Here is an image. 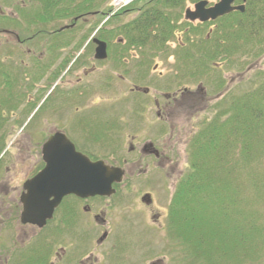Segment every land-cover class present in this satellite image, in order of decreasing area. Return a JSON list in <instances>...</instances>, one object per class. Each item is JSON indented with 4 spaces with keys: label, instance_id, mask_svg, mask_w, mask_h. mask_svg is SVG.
Returning <instances> with one entry per match:
<instances>
[{
    "label": "flooded vegetation",
    "instance_id": "af4514ba",
    "mask_svg": "<svg viewBox=\"0 0 264 264\" xmlns=\"http://www.w3.org/2000/svg\"><path fill=\"white\" fill-rule=\"evenodd\" d=\"M28 14L30 13L28 12ZM87 15L90 17L91 14ZM8 16L15 18L11 14ZM4 17V13L0 10V34L12 38L16 47L10 53H6L7 57L0 56V108L6 107L5 103L8 107L17 108L14 121L23 118L21 124L23 130H26L28 117L31 115V111L27 110L30 108V101L26 100L27 91L33 90L38 81H41L42 85L44 82V85H40L38 90H35L34 99L39 92H43L42 90H46L45 88L48 86H50L47 89L49 91L60 87L59 96H64L66 99L61 98L62 101L68 104L78 103L81 105L82 97L90 92L89 81L93 76H96L95 72L100 70L99 67L105 66L106 62L112 58L115 60L114 65L123 68L122 74L116 76L121 81L128 82L130 94L126 96L135 95L129 97L137 103L136 110L130 112L132 118L136 119V123L138 121L142 123L144 118L146 119L150 115L154 116L155 120L152 122L153 126L147 131L134 128L133 132L126 134L122 141L111 149L109 146L99 144V138L94 139L91 136L92 127L90 123H85L79 128L76 127V124L85 119L86 116L89 115L95 119L100 117L101 113L97 116L90 108L83 110L84 108L79 109L80 107H75L74 104L72 111L49 112L42 117L32 127L45 130L41 134L40 141L31 143L28 134H26L30 143L26 158H21L19 154L12 152L6 156L2 155L0 158L2 162L0 172L3 170V174L0 173V188H5V194L1 195L0 193V214L9 213L5 220L2 217L1 220L8 221L10 219L11 224H15L10 233L5 232V228H0V264H71L73 257L76 264H100L101 261L96 259L98 249L105 244H108L109 249L112 246L117 247L122 244L119 245L121 251L123 250V243L125 246H131L128 240L131 235L137 234L141 225L134 224L133 227L132 224L130 226L125 224V227H119L118 233L112 234L110 230L103 229L107 224L105 209L101 211V206H95L97 204L94 205V203L104 202L109 197L115 196H119L120 199L130 194L129 192L136 193L133 201L137 208L141 207L142 216L148 217L149 220L151 218L152 221L149 222V226L157 225L168 230L169 224H171L169 210L171 201L168 202L166 208L161 202L165 198L167 189H171V177L173 176L171 173L177 167L174 150L173 147L171 148V104L177 98H183V94H173L172 96L171 92L160 94L159 90H155L153 87L150 89L147 84L153 82L152 75L157 69L155 62L159 60V53H166V59H170L171 49H164V51L159 52L158 48H151L149 53L143 55L140 51L145 50L144 47L112 46L111 31L106 30L104 35L99 37L96 36L97 32H89V29L80 32L78 27L81 16L79 15L73 16L72 22L69 24L60 25V23L68 20V17H71V15L64 13L61 17L60 15L57 18L53 17L52 21L44 25L46 26L44 30L31 32L30 29L25 28L22 32L17 33L7 29L5 23L7 18ZM42 17L46 19L44 12ZM13 21L9 19L7 23L11 24ZM83 22L85 25L88 24L86 20ZM94 39L102 41L106 45V57L103 60L95 59L96 45L93 43ZM120 42L118 40V43ZM97 66L99 67L97 68ZM28 77L34 83L26 82ZM108 77L112 78L111 75ZM159 78H161L160 73L157 74L155 81L157 82ZM128 79L136 81L138 84H131ZM65 85L67 86L66 89H64ZM21 98L23 100L22 106H20ZM4 113V111L0 112V119L4 120ZM103 117L105 119L103 118L102 121L107 124L108 130L111 126L112 117L109 118L105 115ZM106 118H109L108 121ZM118 122L115 124H119ZM55 135H61V139L54 147L55 151L58 149L59 155H62L60 149L64 148V145L69 148L68 142L76 153L89 162H101L104 166L121 169L122 179L120 183L112 185L114 193L108 197L81 198L67 195L61 199L54 208L51 218L46 220L43 225L22 223L23 205L21 198L27 193L24 186L47 166L48 160L44 153L45 145ZM103 135L107 138L109 136L107 131ZM74 136L77 137L78 144ZM116 149H119L121 153L112 154ZM31 158L34 160L32 164ZM28 159H30L31 166L24 173L20 186H11L17 182L25 164H29ZM19 166L21 168H18ZM138 187L139 190L136 191ZM137 195L138 199L136 198ZM81 213L84 216L87 215L89 226L96 225L91 229L84 228V233L79 232L80 224L77 223V215ZM93 230L94 233H92ZM64 235L74 237L73 245L69 249H65L63 246ZM92 235L97 237L93 240ZM122 235L125 236L123 243L119 238ZM127 249L129 250V247ZM129 256L122 253L115 264H129L130 261L127 260L131 259ZM65 257L72 258L66 259ZM50 259H53L54 262ZM142 260L140 256H134V260L131 262L135 264L136 261L141 262ZM149 264H166V262L155 260Z\"/></svg>",
    "mask_w": 264,
    "mask_h": 264
},
{
    "label": "rangeland",
    "instance_id": "374dc122",
    "mask_svg": "<svg viewBox=\"0 0 264 264\" xmlns=\"http://www.w3.org/2000/svg\"><path fill=\"white\" fill-rule=\"evenodd\" d=\"M113 2L114 0H96L92 2L89 7L81 9L79 5L82 3V0H70L63 3L62 6L56 8L53 15H51V13L50 15H47L46 19L40 16L39 7L30 3L20 6L21 3L17 1L0 0V10L4 13V18H7L5 22L7 29L13 30V32L16 33L22 32L25 28L30 29L31 32H36L41 29L44 30L46 28L44 25L52 21L53 17L57 18L59 15L61 17L64 13L71 15V17H68V20L60 23V25L63 23L69 24L72 22L71 20L73 16H80V13L84 12L83 15L87 13L93 16L90 15L89 17L87 14L84 15V20H86L88 24L85 25V22H83L84 26H81L80 24L78 27L80 32H85L89 29L90 31L93 30L94 33L101 26L102 30L112 32V46H117L118 44L119 46H127L124 35L119 31L120 27L138 17L147 9V4L154 1L130 0L128 3L118 7L114 6ZM216 2L217 0L210 1L209 6H212ZM239 4H241V0H236L235 5ZM193 6L194 4L187 3L182 9L171 11L172 16H177L174 34L171 37L166 38L165 43L162 46H154L151 42H148L145 46H143L145 50L140 51L143 55H145L150 52L149 50L152 47L161 48L158 49L159 52L164 51V49H171L170 59H166V53H159V60L155 62L157 64V69L152 75V83L154 84L150 83L147 84V86L150 89L153 87L155 90H159L158 92L160 94L163 92H171V96L173 94H183V98H177L175 102L171 104V148L173 147L174 150L177 167L175 168V171L171 173L173 175L171 177V189H167L163 202L160 201L163 205H165V208L168 205V202L171 201L175 184L187 169V146L189 141L200 129L202 124H206V122L212 118L214 112L217 108H219V101L228 91H232L234 95H237L238 91L242 87L240 85L242 82L249 80L254 71L264 69L263 31L254 34L252 38L254 41L245 43L243 41L236 40L237 49L231 51V53L226 57H217L214 61L208 63V66L211 69L209 67L207 70L199 68L195 69L196 72L193 73L192 71H195L193 68L194 65L190 60L186 62L185 60H181L178 57L181 56L180 51H188L189 54L192 55L191 59H193L195 53L198 51L191 45V43L197 42L200 38L207 36V34L217 29V25L215 23L211 25L204 24L205 26L202 27L203 32L201 35L195 36L193 33L191 35V27H196L199 24H190L186 22L184 19V11L186 9L193 10ZM28 12L30 14H28ZM56 12L58 13L56 14ZM110 12L112 13V16L104 22L105 18L103 15L109 14ZM9 14L15 18H10L8 16ZM28 16L31 17V19H29ZM9 19L14 21L9 24L7 23ZM186 32H188V34ZM186 35H189V41L187 40ZM96 36L98 37V35ZM118 40L121 42L118 43ZM15 47L16 44H14V40L12 38L10 39L5 35L0 34V56L7 57L6 53H10ZM6 60L8 61V58H6ZM114 61L115 60L112 58L106 62L105 66H97L100 70L95 72L96 76H93L92 79L90 78L91 80L88 84L90 92H87L88 94L82 97V103H80L81 105L78 103L68 104L67 102L62 101L61 98L64 99L65 97L59 96V92H61L60 87H56L55 90L49 91L47 89L50 86H48L45 88L46 90L43 89V92H39L37 97L34 99V95L36 94L35 90H38L40 85H44V82L42 85V82L38 81L35 84L33 89L34 91H27L26 100L30 101V103L28 102L30 108L27 110L31 111V115L28 117L29 120L27 121L25 127L26 130H23V126H21L24 120L23 118H19L14 121V116L16 115L18 109L8 107L7 103H5L6 107L0 108V112H5L4 120L0 119V158H2V155L6 156L10 152L13 154H19L21 158H26L28 156L27 153L30 146L26 134H28L31 143H36L40 141L42 138L41 134L45 131L44 129L39 130L37 127H32L49 112L72 111V109H74V104L75 107L79 106V109L84 108L83 110H85L90 108V110L96 113L97 116L102 114L100 117L95 119L88 115L85 119L80 120V122L76 124V127L79 128L84 126L85 123H90V126L92 127L91 136L94 137V139L99 138V144L109 146L111 149H113V146L117 143L122 141V138L126 134L133 132L134 128L137 130L140 129L141 131L144 129L147 131L148 128L150 129V127L153 126L152 122L155 120L154 116L150 115L146 119L144 118L142 123L139 121L136 123V119L132 118L130 112H132V110H136L135 106L137 103L129 97L131 95H135L131 94L130 96H126L130 94L128 82L125 83L116 76L122 74L123 68L114 65ZM158 73L161 74V78H159L156 82L155 79L157 78ZM192 74H194L193 77ZM109 75L112 76L111 79L108 77ZM131 79H128L131 84H138L136 81H132ZM219 79L223 80L222 84ZM26 82L29 84L34 83L29 77L26 79ZM66 88L67 86L65 85L64 89ZM150 93H152L151 90ZM154 94H156V92H154ZM85 100L88 101L85 102ZM22 102L23 100L21 98L20 106H22ZM104 115L109 118L112 117L111 126L108 130L107 124H104L102 121ZM10 117L12 118L10 119ZM109 118H106V121H108ZM126 118H128V120H126ZM117 121H119V124H115ZM106 131L109 135L108 138L103 135ZM71 139L73 140L72 137ZM74 139L78 144L76 136H74ZM7 151L8 153H6ZM115 153H121V151L116 149V151L112 152V154ZM28 161L29 164H25V167L22 168L23 170L15 185L11 184V186H20L24 173L27 172L30 168L29 166H31L34 160L31 158V164L30 159H28ZM1 163L2 162L0 161V164ZM18 168L21 167L19 166ZM256 170H258L257 172L264 171V161L257 164ZM0 173L3 174V170ZM0 190L1 195H4L5 188H0ZM138 190L139 187L136 191ZM129 193L130 194L127 196L125 195L120 199L119 196H115L111 198L109 197L108 200L104 202L101 201L94 203V205L97 204L95 206H101V211H104L105 209L107 224L103 227V229L110 230L112 234L118 233L119 227H125V224L129 226L132 224L133 227L134 224L141 225V229L137 232V234L134 233L135 235H131L128 240L129 243H131V246L124 245L122 241L125 239V236L122 235L119 236V238H121V242L123 243L122 251L121 246H119L122 244H119L117 247L112 246L111 249H109L108 244H105L103 247L98 249L96 251V259L101 261L100 264H115L116 261L119 260L122 253L130 255L129 257H131V259H127L130 261L129 264H133L131 260H134V256H140V258L143 259L141 262L136 261L135 264H149L151 261L155 260H164L166 264H186L185 262L180 261V244L171 237V232L169 233L168 230H165L157 225L152 227L149 226V222L152 221L151 218L149 220L148 217H143L140 212L141 207L137 208L135 202L133 201V197L136 193ZM136 198L138 199V195ZM262 205H257V208L263 210L264 207ZM8 215V212L0 214V228H5L4 231L10 233L15 224H11L10 219L8 221H3L6 217H8ZM77 216V223L80 224V233H84V228L91 229L93 226H96L92 224V226L88 225L89 221L87 215L84 216L81 213ZM100 216L102 218L101 214ZM1 217L3 220H1ZM262 224H264V220L262 221ZM92 233H94V230ZM3 235L5 236V234ZM96 237L97 236L92 235L93 240ZM73 238L69 235L63 236L62 243L65 249L72 247ZM128 247L129 250L127 249ZM65 258L68 259L72 257ZM51 260L53 259H50V261ZM72 260L73 262H71V264H76V261L74 262V257ZM258 264H264V260Z\"/></svg>",
    "mask_w": 264,
    "mask_h": 264
},
{
    "label": "trees",
    "instance_id": "16d2710c",
    "mask_svg": "<svg viewBox=\"0 0 264 264\" xmlns=\"http://www.w3.org/2000/svg\"><path fill=\"white\" fill-rule=\"evenodd\" d=\"M9 1L36 5L40 16L43 12L47 16L70 0ZM94 1L82 0L79 7H89ZM153 1L120 27L127 47H143L148 42L162 46L176 29L177 16L171 11L187 3L214 0ZM244 5L243 13L232 12L204 23H215L217 29L191 43L198 51L193 59L186 50L178 57L190 60L194 70H207L208 63L237 49L236 40L254 41V34L264 31V0H245ZM83 13L79 26H84L87 13ZM204 24L191 27V35H201ZM104 32L97 30L98 37ZM240 85L237 95L228 91L223 96L212 118L189 141L187 169L171 196L168 231L180 244V261L186 264H258L264 260V209L257 208L259 204L264 207V171L256 170L264 161V69L254 71Z\"/></svg>",
    "mask_w": 264,
    "mask_h": 264
},
{
    "label": "water",
    "instance_id": "95a60500",
    "mask_svg": "<svg viewBox=\"0 0 264 264\" xmlns=\"http://www.w3.org/2000/svg\"><path fill=\"white\" fill-rule=\"evenodd\" d=\"M244 2V0H242ZM235 0H217L212 6L200 1L193 10L184 11V19L190 23L213 22L232 12L244 11V4L234 6ZM95 59H105V43L94 39ZM61 135H55L45 145L47 166L32 181L25 184L26 195L21 198L22 223L43 225L50 219L54 208L67 195L77 197H108L114 193L112 185L120 183L122 171L119 168L104 166L101 162L91 163L76 153L71 145L55 151ZM52 198V199H51Z\"/></svg>",
    "mask_w": 264,
    "mask_h": 264
},
{
    "label": "bare ground",
    "instance_id": "6f19581e",
    "mask_svg": "<svg viewBox=\"0 0 264 264\" xmlns=\"http://www.w3.org/2000/svg\"><path fill=\"white\" fill-rule=\"evenodd\" d=\"M130 0H115V6L118 7V6H122L126 3H128Z\"/></svg>",
    "mask_w": 264,
    "mask_h": 264
}]
</instances>
